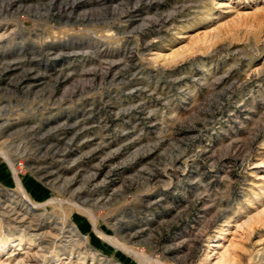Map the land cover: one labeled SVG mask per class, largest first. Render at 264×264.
<instances>
[{
	"label": "rangeland",
	"instance_id": "1",
	"mask_svg": "<svg viewBox=\"0 0 264 264\" xmlns=\"http://www.w3.org/2000/svg\"><path fill=\"white\" fill-rule=\"evenodd\" d=\"M47 1L24 0L26 6L16 10L17 15L14 13L8 17L13 18L11 21L22 17L26 27H34L37 23L35 13L47 16L59 11L57 2L54 9L46 11ZM114 1V4L120 5L118 15L109 12L110 5H103L98 0L85 1L86 5H80L78 10L87 8L91 11L84 23L79 21L66 26L64 21L52 22L54 27H48L38 35L28 33L26 28V32L10 36L8 42H0V52L27 48L44 39L55 46L66 41L79 43L96 38V44H105L106 49L123 54L126 47L123 34L115 32L109 38L103 34L113 33L109 23L120 21L124 14L120 11L125 8L133 10L134 4H126L125 0ZM136 6L141 17L133 21L125 33H130L133 42L140 39L144 32L151 34V42L145 50L135 47L133 53L128 52L140 62L141 73L136 74L131 83H118L116 80L88 86L84 90L87 102L92 96L104 98L103 102L109 99L108 108L122 107L120 113L115 115L105 107L103 111L83 119L82 110L89 103L79 106L81 99L71 96L61 102L48 98L46 92L51 81L47 75H43L44 79L40 81L31 77V73L25 75V80L32 83L31 91L26 92L14 82L20 75L21 63L18 61L16 66L5 69L0 64V124L5 122L1 128L4 136L0 137V149L18 157L15 167L34 202L71 197L60 185L63 180H55L53 184V179L44 175L40 177L38 165L64 171L63 174L69 176L79 170L78 180L71 184V188L77 190L78 197L84 198L85 192H102L103 185L92 189L90 174L101 164L103 170L113 164L105 181L109 184L105 197L97 204L98 207H94L99 216V228L116 235L119 226L117 218L129 225L145 224L144 234L135 238L133 247L146 253L153 251L167 263L205 264L206 252L211 262H216L222 251L226 257L228 255L227 264H264V0H156L155 4L141 3ZM156 8L161 17L170 15L168 24L162 25L161 20H156ZM61 12L65 13V10ZM146 16L149 17L144 20ZM45 19L43 16L41 21ZM30 61L38 65L42 75L45 69L47 72L54 70V61L70 63L69 67L74 68L80 67L82 58L68 60L65 57L37 55L32 60H21L26 64ZM121 67L122 71L127 70L125 66ZM178 75V82L171 85L170 78ZM73 76L78 78L77 72L74 71ZM75 82L72 80L73 84L69 87ZM136 82L156 88L155 93H150L142 85L135 86ZM133 85V89H120ZM156 96H160L157 102ZM138 100L147 103V110L155 109L154 113L147 115L134 109L127 110ZM167 101H171L170 104ZM155 102L159 105L153 106ZM67 117L69 123L61 127L52 128L56 124L48 123ZM75 120H78L76 125L70 126ZM181 123L192 127L193 136L190 134L185 140L166 141V144L148 152L147 159L141 161L144 147L149 148V140L153 142L150 146H153L161 137H172L173 130ZM128 126L130 131L123 133L121 130ZM39 128L41 131L37 130ZM69 137H72V142L66 146L64 140ZM57 140L61 142L56 145ZM202 148L206 150L203 154L199 151ZM60 149H66V153L72 156L62 159L61 152L56 151ZM191 149H197L198 154L189 159L187 156L179 158L177 178L173 177L171 183L166 176L164 180L146 182L145 173L150 169L169 167L173 158ZM72 157L76 159L72 161ZM14 174L6 157L0 155V242L7 243V247L0 251V263L7 260L10 251L17 247L11 245L19 237L29 240V233L23 231L22 223L16 222L9 212L7 214L4 206L8 200H15L20 203L18 211L21 210V215L26 214V207L18 197ZM149 188L154 190L152 200L155 201L147 210L141 193ZM196 195L200 198L198 202ZM53 218L59 224L65 222L67 226L61 230L63 232L55 230L53 235L44 233V237L38 239V243L40 240L46 242V251L39 264L49 262L52 256L59 258L60 264L65 263L61 254L63 250L51 239L57 232L69 233V224L86 235L82 236L87 238H84L83 244L98 252L96 264L102 261L101 257L119 264H138L132 254L98 235L86 212L77 210L66 201L56 200L40 205L26 216L37 233L49 230V227H40H44L42 223L45 221L52 222ZM121 235L118 233V236ZM218 241L223 245L214 246ZM167 245L173 246V249L165 251ZM65 249L70 250L68 247Z\"/></svg>",
	"mask_w": 264,
	"mask_h": 264
},
{
	"label": "bare ground",
	"instance_id": "2",
	"mask_svg": "<svg viewBox=\"0 0 264 264\" xmlns=\"http://www.w3.org/2000/svg\"><path fill=\"white\" fill-rule=\"evenodd\" d=\"M85 1L88 2V1H93V0H49L45 3L46 11L49 9L51 10L52 8L54 9L55 8L54 3L56 4V2L58 4V10L59 11L56 10L57 12H51L47 16L44 15V13L37 12L34 14V18L36 19L37 23L34 25V27H26V24L22 21V17L18 16V18H14V21L13 20L11 21V19H13L12 17H8V15L14 14L16 12V10L18 11L21 7L26 6L24 0H0V19H3V21L0 20L2 22V24L0 25V28L2 29V32L0 33V42H6V41L8 42V39L10 36L12 37V35L14 36L17 33L26 32V28H28L27 32L30 34L31 33H34L36 35L41 34L48 27H51V26L54 27L55 26L52 22H57V23L61 22L62 23V21H64L65 22L64 24L66 26H71L72 25L71 23H77L79 21H80V23H84L85 17H87V15H89V12H91V11H89L87 8L83 9V10L81 9L80 12L78 10L80 9L79 8L80 5H84V6L86 5L84 3ZM155 1L156 0H125L124 3H126V4H130V3L134 4V6L131 4L134 9L130 10V8H129L128 9L129 11L126 8L123 9L122 11H120V13H122V14L124 12V14L121 15V17H120V21H118V22L111 21L109 23V27L111 29H113L112 30L113 33H110V34L107 33V34H103V35L106 38H109L112 34H115V32H116V34H120V32H121L123 34L122 37L126 38V43H125L126 47H124V53L123 54L119 55V54H117V51H114L111 49H106L105 44H103V45L96 44L95 43L96 38L83 40L82 42H79V43H70V42L66 41V42H62V43H57V45H55V46L52 45L54 43L46 42L47 39H44V41L39 42V43H33V45H29L27 48L19 47L18 49H14V48L12 50L8 49L9 50L8 52L6 50H2L0 52V64L2 66H4V69H5V68H9V67L14 66V65L16 66V62H18V61L21 63L22 69L20 71V75L17 76L18 79L16 81L14 80V82L16 85L20 86V88L22 90H25L26 92L31 91V89H32L31 84L32 83H29L27 80H25L26 79V77H24L25 75L27 76L28 73H31V77H36V80H39V81L44 79L43 75H47L48 77H50V79H48V80L51 81L50 87L47 89V92H46L48 98H54V100L56 102H61L65 98H68L71 96V98L76 97V99H81V101H79V106H81V103H83V104L89 103V104H86V106L84 107V110H82L83 119H87L89 114H93L96 112L99 113L100 111H103V108H105V107L107 108V111H110V113H114L115 115H117L118 113H120L119 111H121L123 109L122 107L120 109H116V106H115V108L114 107L108 108L109 107L108 103L110 102V100L107 99L105 102H103L102 99L104 100V98H102V97L101 98H95V96H92L91 97L92 101L89 99V102H87L88 99L84 96L85 95L84 90L88 86H94L95 84L100 85V84L106 83V82L112 83V82H115L116 80L118 81V83H125V82L131 83L136 79L135 75L141 73L140 70H141L142 66H141L140 62L137 59H133L132 58L133 56L129 55L128 52H132L133 49H135V47H137V49H140L142 51L145 50L149 46V43L151 42V37H150L151 34L148 35L147 33H149V32L142 33V31H141V33H142L141 38L138 39L137 41L133 42L130 33L126 34L125 32L128 31L127 29H128V27H130L132 25L133 21H136L137 18L141 17L140 13H138L140 9L137 8L136 5L141 4V3H146L148 5L153 4V3L155 4ZM98 2L102 3L103 5H108V6L110 5L111 6L110 11H109L110 13H112V14L117 13V15L119 14L118 9H119L120 5L114 4L116 1H114V0H98ZM112 4H114V5H112ZM123 7H125V6H122L121 8H123ZM62 10H65V13H62L61 12ZM130 11L133 13L131 14ZM155 13L158 14L156 20L157 21L161 20L162 25H166L170 22L171 18L168 17L170 15L167 14V16L161 17L159 15L158 8H156ZM15 15H17V14L15 13ZM150 15L152 16V14H150ZM43 16H45V18H46L45 21H41V18ZM91 17H93V16H90V18ZM147 17H149V16H146L143 19L145 20ZM153 21H154V19H153ZM144 24L147 25L148 23L144 22ZM147 27H149V26H147ZM131 29H130V31L132 32ZM140 30H142V27H140ZM153 33H154V31L152 32V34ZM128 45H130V47H127ZM37 55H46V56H51V57H65L68 60H70V59L72 60V59L81 57L82 62L79 65L80 67H74V68L71 67L70 68L69 67L70 63L69 64H67L66 62L57 63L56 61H54L55 62L54 70L49 71L48 70L49 68L47 67V70L49 72H47L45 69L44 73L42 72L43 74L40 75L41 70L38 69V67H37L38 65L36 66V64L32 63L33 61L32 62L30 61L27 64L25 62L24 63L21 62V60L25 59V58H27V61L32 60ZM93 59H96V61ZM65 64H67V65L64 66ZM1 65H0V67H1ZM121 65L125 66L127 68V70L122 71ZM74 71L77 72L78 78H74V76H73ZM179 78H180L179 75L176 77L175 76L171 77L170 78L171 85L178 82ZM72 80L73 81L76 80V82L74 83L73 86L69 87V84H73V83H71ZM134 85L135 86L136 85H142L143 87L148 88V90L152 94H154L156 91V88H154V89L149 88L150 87L149 84H143V83L136 82V83H134ZM134 85L131 87L130 86L122 87L120 89H124V90L125 89H133L135 87ZM108 96H110V95H108ZM156 97H157V99L155 101L157 102V100L160 98V96H156ZM167 99L169 100V98H167ZM156 102L153 106L159 105ZM167 102L170 104L171 101H167ZM165 104H166V102H164V106H165ZM147 108H148V105L146 102H144L143 100H138L135 103L131 104L129 107H127V110L134 109L139 114H141V112H143L144 114H147V115H151L152 113H154L155 109L154 110H152V109L147 110ZM102 120L107 121L106 118H102ZM155 120L156 119H149V121H155ZM69 121L70 120L67 117V118H64L61 120H56V121L51 120V121H48V123H49V125L56 124V125H53L52 128H54V127H59V125L61 127V125L67 124V123H69ZM77 122H78V120H75L73 123H71L69 125L74 127ZM180 122H182V121H180ZM133 123L136 124L135 121H133ZM4 124H5V122H3L2 125L0 124V137L4 136V135H2V130H1V128L5 126ZM31 125H33V124H31ZM133 127H135V125ZM30 128H31V126H30ZM191 128L192 127L187 125V124L186 125H184V124L179 125L176 129L173 130V136L172 137H161L155 142V145H153V146H150V143L152 141L149 140L147 143V146H149V148L147 147L148 148L147 149L146 147H144L145 148L143 151L144 155L142 154L143 157H142L141 161H145L147 159L146 154L148 152L155 150L157 148V146H160V144H164V143L166 144V141L169 142L171 139H176V140L183 139V140H185V138L191 134V130H190ZM129 129H130V127L128 126V127L123 128L121 131L123 133H127L130 131ZM37 130L41 131V128H39ZM76 131H78V130H76ZM73 135H74V133H73ZM191 135L193 136V134H191ZM105 136H107V135H105ZM56 138H58V137H56ZM187 138H189V137H187ZM84 140L85 139L83 138V141ZM64 141L66 143V146H68V144L70 142H72V137H69ZM60 142H61L60 140L59 141L57 140L56 145ZM44 146H46V145H44ZM39 147H41V146H39ZM61 148H62V146H61ZM103 148H105V147H103ZM97 149H98V147H97ZM203 149L204 148L199 150L201 154H203V152L206 151ZM44 151H46V150L44 149ZM56 151L61 152V153H59V155H61L60 157H62V159L67 160V156H72L71 153H68V154L66 153V151H67L66 149H60V150H56ZM91 151L92 150H90V152ZM193 154H198V150L197 149L196 150L191 149L190 152H188L186 154L181 153L178 157H175L172 159L169 167L165 166L162 169H150V171L148 173H145L146 182H148V183H152L154 181L156 182L158 180L163 179L166 176L170 179V183H171L172 182L171 180L174 179L173 177L177 178L176 169L179 168L178 167L179 158H181V156L182 157L187 156L186 158L189 159V157L191 158V156H193ZM0 155H3L6 157V159L8 160V162L10 163V165L12 166V168L15 172L14 175H16V178H17L16 181H17L18 197H20V199L23 201V203L26 207V212H25L26 214L21 215V212H20L21 210L18 211V208L20 207L19 206L20 203L15 201V200H11V199L8 200V203L6 205H4L5 209L7 210V214L9 212V214L13 217V219L15 221L17 220L16 222L22 223L21 225L23 226V231L29 233L28 234L29 235L28 241H25L24 238L21 236L18 238L19 241L16 240L11 245V246H15V247L17 246V247L12 249L10 251L8 259L3 260L0 264H39L42 261V257L44 256V252L46 251V245H45L46 242L43 240H40L38 243V239L39 238L42 239L44 237V233H49L51 235L53 233V231H55V230L60 232L67 225L65 224V222L59 224V222L56 221L55 218H53V220H51L52 222L45 221L44 223H42L44 227H40V228L49 227V230H47L45 232L37 233L38 231H36L35 228H32L33 225L31 223H28L26 216L30 211H33V212L36 211L38 206L46 205L47 203L54 202L56 200H59V202L66 201V202L70 203L71 205H73L74 207H76L77 210H79V211L82 210V211L86 212L94 224V229L96 230L95 232H97L98 235L104 237L106 240L111 241L116 247L122 248L123 250H125L129 254H132L134 256V258L137 259L138 264H170V263L163 261L158 256H156V254L153 251L151 253H146L144 250L133 247V242L136 240L135 238L144 234L143 231L146 228V226H144L145 224H141L139 222L138 224L129 225V224L124 223L122 221V219L117 218L116 224H119V226H118L116 235L108 234L104 230L99 228V226H98L99 216L95 213L94 207H96L97 204L100 202V200H102L105 197L106 189L109 186V184L105 183V181L108 180V174L111 173V170H112L111 168L114 167L113 164L110 166L111 168H109L107 170H103V165L101 164V161L99 162L101 164V166H99V168H97V170L93 171L92 174H90L91 176L89 178V181H91L92 189H94V190L96 187L103 185L102 192H100V193H99V191H95V192H91V193L81 192V193H84V195H83L84 198H82L81 196L78 197L77 190L71 188V184L74 181L78 180V177L80 175L79 170L75 171L72 175L69 176V175H64L63 174L64 171L60 172V171H57V169H56V171H57L56 172V171H54V169L53 170L47 169L46 168L47 166L38 165L37 173H38V175L40 174V177L44 175L46 177L53 179V181H54L53 184H55V180H58V179L63 180V184H60V185H62L61 187H63V189L65 191L70 193L71 197L70 198L57 197V198H51V199L47 200L46 202H34L32 200V198L30 197V195L28 194V192L24 186V183L21 180V178L19 177L17 169L15 167L18 157L17 156L15 157L13 154H10L9 152L3 151L1 149H0ZM132 158L134 159V156ZM74 159H76V157H74L72 159V161ZM72 161H70V163H73ZM100 164H98V165H100ZM92 166H90V167H92ZM94 167L95 166H93V168ZM145 171H146V169H145ZM83 175H85V174H83ZM83 177L85 178V176H83ZM84 178H83V180H84ZM178 179L180 180V178H178ZM190 180H191V178H190ZM84 182H86V180ZM79 186H78V188H79ZM112 189H113V191H116V188H112ZM153 194H154V190L151 191L150 188L147 189V191L145 190L143 193H141V196H143V198H144L143 204L145 207H147V210L150 208L151 205H153V203L155 201V200L154 201L152 200L154 197ZM197 197L198 198H197L196 202H198L200 200L199 196H197ZM4 215H6V213ZM65 217L66 216H62V219L65 220L66 219ZM122 224L124 225L123 227H121ZM67 230L69 233H67V234L61 233L60 234L57 232V234H55V237L52 236V239H51V240H53L54 244L59 245L60 250H63L61 252V254L65 258L64 264H86L88 262H90V264H96L95 258H97V256H99V254L96 250H93V248L91 250L90 247L83 244L84 238L86 237V235L82 234L81 230H79V228L73 224H69ZM61 232H63V231H61ZM118 233H122V235L118 236ZM36 236H37V238H36ZM82 236H85V237H82ZM85 239H87V238H85ZM79 240H81L82 243L81 242L79 243ZM222 245H223V243H221L220 241H218L217 243L216 242L214 243V246H216V247H219ZM6 247H7V243L5 241H1L0 242V251H3ZM67 247L70 248V250L68 249L69 251H67L65 249ZM172 249H173V246H171V245H167L164 248L165 251H169ZM220 252H221L220 255H218L219 257H217L218 259L215 260L216 262L212 261L213 263L211 262V257L209 255V253L206 252L204 263L205 264H227V263H229V262H227L228 255L226 257L225 253H223L222 251H220ZM89 255L91 256V258L89 257ZM50 259L51 260L45 264H50L51 262H54V264H60L61 263V260L57 257L52 256ZM100 260H102V261L98 262L97 264H119L118 262L111 261L107 257H101Z\"/></svg>",
	"mask_w": 264,
	"mask_h": 264
}]
</instances>
